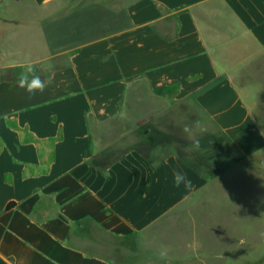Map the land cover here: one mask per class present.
<instances>
[{
  "label": "crops",
  "instance_id": "obj_1",
  "mask_svg": "<svg viewBox=\"0 0 264 264\" xmlns=\"http://www.w3.org/2000/svg\"><path fill=\"white\" fill-rule=\"evenodd\" d=\"M77 3L0 0V264H137L120 246L148 231L159 258L155 227L203 231L202 207L240 196L227 181L264 226V0ZM198 240L161 260L210 264Z\"/></svg>",
  "mask_w": 264,
  "mask_h": 264
},
{
  "label": "rangeland",
  "instance_id": "obj_2",
  "mask_svg": "<svg viewBox=\"0 0 264 264\" xmlns=\"http://www.w3.org/2000/svg\"><path fill=\"white\" fill-rule=\"evenodd\" d=\"M77 8L80 11L94 6L96 9L102 8L109 9V11H116L118 8L117 0H77ZM102 20V17L100 18ZM100 22V21H98ZM95 23H97L95 21ZM192 154L196 155V153ZM191 155L189 158L194 159L195 156ZM264 166V164H263ZM255 181V182H254ZM252 181V189H258L256 180ZM243 181H227L216 184L215 187H228V190L233 188V191L240 194L236 200L222 203L221 207L214 210L209 203L202 207L201 219L205 223V228L195 230H186L177 226L176 223H166L155 227L156 236L165 245L171 244L174 257L183 256V247H194V240L199 239L203 250L210 256L212 261L210 264H260L263 260H256L260 255H264V226L258 222L253 221L252 216L258 214L252 212L250 206L246 201L245 188L241 183ZM251 182V181H250ZM243 187V188H242ZM252 191L249 193L251 195ZM217 202V201H216ZM233 203L234 205L230 206ZM264 215V212L262 213ZM162 226V227H160ZM257 231L253 234L251 231ZM259 231V232H258ZM261 232V233H260ZM150 231L147 232L140 240H131L120 246L123 255L118 257V261L136 262L137 264H173L166 260H161L150 252L151 239ZM263 233V234H262ZM184 235V238L183 236ZM196 235V236H194ZM201 240V241H200ZM248 249V251H247ZM202 251V250H201ZM185 253H187L185 251ZM216 254V256H214ZM256 260V261H255ZM209 262V261H208ZM181 263L176 261V264Z\"/></svg>",
  "mask_w": 264,
  "mask_h": 264
},
{
  "label": "clouds",
  "instance_id": "obj_3",
  "mask_svg": "<svg viewBox=\"0 0 264 264\" xmlns=\"http://www.w3.org/2000/svg\"><path fill=\"white\" fill-rule=\"evenodd\" d=\"M21 67L22 71L18 75V87L24 89L30 96L35 95L37 92L42 93L45 90L46 84L36 73L34 65L29 62L22 65ZM182 131L191 140V144L187 149L188 151L202 153L205 150L201 143V139L195 137L193 129L190 126L185 125ZM155 154L156 152L154 150L152 155L155 156ZM159 166V161L154 160L152 163L153 169H157ZM173 186L175 188H181V186H183L185 190H191L193 184L192 180L185 172L174 170ZM168 251V248L162 245L158 253L159 258L165 259L168 256Z\"/></svg>",
  "mask_w": 264,
  "mask_h": 264
}]
</instances>
